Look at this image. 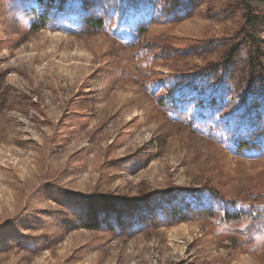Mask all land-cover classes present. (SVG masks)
I'll list each match as a JSON object with an SVG mask.
<instances>
[{
	"label": "rangeland",
	"instance_id": "rangeland-1",
	"mask_svg": "<svg viewBox=\"0 0 264 264\" xmlns=\"http://www.w3.org/2000/svg\"><path fill=\"white\" fill-rule=\"evenodd\" d=\"M248 2L0 0V264H264Z\"/></svg>",
	"mask_w": 264,
	"mask_h": 264
},
{
	"label": "trees",
	"instance_id": "trees-1",
	"mask_svg": "<svg viewBox=\"0 0 264 264\" xmlns=\"http://www.w3.org/2000/svg\"><path fill=\"white\" fill-rule=\"evenodd\" d=\"M37 1L42 2L43 0H37ZM248 1L249 2L247 3L244 19L246 21V27H249L250 29L252 28L254 30V28L257 27V24L259 23L260 18L256 16V13L253 11L252 5L250 3L252 2L256 5L264 6V0H248ZM41 17H43V20H41L40 17H37V19L31 23L30 30L35 31V30L44 28L46 26L45 24L46 20L44 19V17L46 16H41ZM86 21H88L90 27H93V28H100L104 24L101 19H98V20L94 19L93 16H89ZM254 222L255 221H253L251 226L247 228V232L250 233L251 230H253Z\"/></svg>",
	"mask_w": 264,
	"mask_h": 264
}]
</instances>
